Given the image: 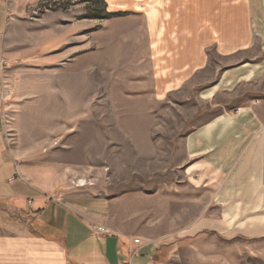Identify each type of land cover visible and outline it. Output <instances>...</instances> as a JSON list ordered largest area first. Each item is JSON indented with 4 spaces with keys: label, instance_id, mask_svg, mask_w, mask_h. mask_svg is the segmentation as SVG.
<instances>
[{
    "label": "rangeland",
    "instance_id": "obj_1",
    "mask_svg": "<svg viewBox=\"0 0 264 264\" xmlns=\"http://www.w3.org/2000/svg\"><path fill=\"white\" fill-rule=\"evenodd\" d=\"M3 1L4 124L9 144L33 153V170H46L41 181L126 200L155 248L149 264H264V203L262 218L231 221V203L207 192L192 201L193 189L179 185L189 132L264 104V28L237 57L236 66L262 65L248 81L208 93L225 66L212 57L203 74L164 97L148 74V0ZM51 92L59 101L51 103ZM142 250L138 260L151 253Z\"/></svg>",
    "mask_w": 264,
    "mask_h": 264
},
{
    "label": "crops",
    "instance_id": "obj_2",
    "mask_svg": "<svg viewBox=\"0 0 264 264\" xmlns=\"http://www.w3.org/2000/svg\"><path fill=\"white\" fill-rule=\"evenodd\" d=\"M147 9L148 74L158 96L193 82L212 57L225 63L219 81L205 90L212 95L222 83L248 81L262 66H236V61L261 37L264 0H148ZM7 19L0 0V94ZM55 99L59 95L51 92V103ZM9 141L0 117V264H149L155 248L140 229L139 211H129L122 199L59 192L58 184L41 181L47 177L45 169L33 170V153L15 149ZM184 153L187 164L179 185L193 189L192 201L202 203L198 196L207 192L212 202L231 203V221L263 217V103L220 113L189 132ZM138 236L146 242L140 248L134 244ZM142 249L151 253L138 260Z\"/></svg>",
    "mask_w": 264,
    "mask_h": 264
},
{
    "label": "built area",
    "instance_id": "obj_3",
    "mask_svg": "<svg viewBox=\"0 0 264 264\" xmlns=\"http://www.w3.org/2000/svg\"><path fill=\"white\" fill-rule=\"evenodd\" d=\"M3 103H4V100H3V97H2V94H0V117L2 118L3 122H4V114H3ZM5 123V122H4ZM99 233H105V229L104 228H98L97 230ZM134 244L135 245H140V240L139 239H135L134 240Z\"/></svg>",
    "mask_w": 264,
    "mask_h": 264
}]
</instances>
